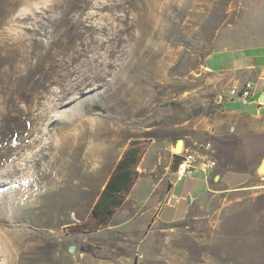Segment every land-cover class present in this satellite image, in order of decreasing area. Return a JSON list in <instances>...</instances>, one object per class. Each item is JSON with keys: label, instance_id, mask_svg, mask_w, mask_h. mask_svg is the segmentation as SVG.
I'll return each mask as SVG.
<instances>
[{"label": "rangeland", "instance_id": "1", "mask_svg": "<svg viewBox=\"0 0 264 264\" xmlns=\"http://www.w3.org/2000/svg\"><path fill=\"white\" fill-rule=\"evenodd\" d=\"M256 46L264 0H0V264L108 256L91 212L132 143L142 157L151 144L175 156L184 140L214 173L255 177L264 117L233 112L227 76L206 64ZM172 164L160 159L167 177ZM247 187L200 200L181 227L187 264H264V180Z\"/></svg>", "mask_w": 264, "mask_h": 264}, {"label": "crops", "instance_id": "2", "mask_svg": "<svg viewBox=\"0 0 264 264\" xmlns=\"http://www.w3.org/2000/svg\"><path fill=\"white\" fill-rule=\"evenodd\" d=\"M206 69L227 76L226 86L230 88L253 83L258 113L250 116L257 119L264 117V104H260V98L264 96V46L216 52L207 61ZM225 103L233 112H246L238 102L227 100ZM166 154L173 163L174 153L169 146L154 148L151 144L145 151L137 170L140 177L125 203L104 228L93 233L95 239L100 240V247H107L104 250L110 254L106 257L93 256L92 262L86 258V261L92 264H142L143 259L149 257L158 263L187 264L189 247L186 246L188 242L184 240L181 227L189 217L193 218L200 200L214 192V186L221 187L224 192L241 193L256 189L247 187L254 179L264 180L258 166L255 177L248 172L233 170L214 173L215 168L207 174L199 171L195 178L178 181L172 171L169 172L171 176L167 177V172L160 170V159ZM146 158L148 162L144 164ZM166 184L170 185V189L165 190ZM116 233L130 238L126 239L127 247L116 248L112 244V237ZM113 250H119V253L111 254Z\"/></svg>", "mask_w": 264, "mask_h": 264}, {"label": "trees", "instance_id": "3", "mask_svg": "<svg viewBox=\"0 0 264 264\" xmlns=\"http://www.w3.org/2000/svg\"><path fill=\"white\" fill-rule=\"evenodd\" d=\"M142 155V150L135 143H132L110 174L91 212L92 219L99 227L107 225L116 211L125 203L128 194L140 177L137 168ZM179 160V156L175 155L172 164L173 171L177 169ZM82 252L92 255L89 250H82Z\"/></svg>", "mask_w": 264, "mask_h": 264}, {"label": "built area", "instance_id": "4", "mask_svg": "<svg viewBox=\"0 0 264 264\" xmlns=\"http://www.w3.org/2000/svg\"><path fill=\"white\" fill-rule=\"evenodd\" d=\"M225 97L228 101L238 102L242 106L243 110L245 106L257 103V101H254L253 83H246L241 87H232L228 90ZM178 156L180 158V162L177 169L174 171V175L178 181L187 178H195L199 171L207 174L212 172L217 166L216 161L210 154H201L186 147Z\"/></svg>", "mask_w": 264, "mask_h": 264}, {"label": "water", "instance_id": "5", "mask_svg": "<svg viewBox=\"0 0 264 264\" xmlns=\"http://www.w3.org/2000/svg\"><path fill=\"white\" fill-rule=\"evenodd\" d=\"M260 102L262 104H264V96H262L260 98ZM244 111H246V112H248V113H250L252 115H257V113H258V106H257L256 103H252V104H250L248 106H245L244 107ZM184 146H185L184 140H178L176 142V144L174 145L175 154L176 155H180L183 152V150H184ZM259 172L264 175V162H262V164L260 165ZM72 251H74V248H72Z\"/></svg>", "mask_w": 264, "mask_h": 264}, {"label": "bare ground", "instance_id": "6", "mask_svg": "<svg viewBox=\"0 0 264 264\" xmlns=\"http://www.w3.org/2000/svg\"><path fill=\"white\" fill-rule=\"evenodd\" d=\"M37 69H38V66H37ZM39 71H40V70H39ZM36 74H38V73H36V69H35L33 72H31L30 78H31V76H32V77L36 76Z\"/></svg>", "mask_w": 264, "mask_h": 264}]
</instances>
